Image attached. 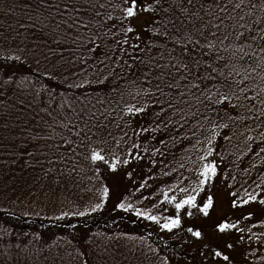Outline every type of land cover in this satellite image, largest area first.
Wrapping results in <instances>:
<instances>
[{
  "label": "snow or ice",
  "instance_id": "snow-or-ice-1",
  "mask_svg": "<svg viewBox=\"0 0 264 264\" xmlns=\"http://www.w3.org/2000/svg\"><path fill=\"white\" fill-rule=\"evenodd\" d=\"M0 16V164L33 177L21 215L96 182L43 217L62 234L5 245L0 223V264H264V0H0ZM109 201L151 230L101 246L85 218Z\"/></svg>",
  "mask_w": 264,
  "mask_h": 264
},
{
  "label": "trees",
  "instance_id": "trees-1",
  "mask_svg": "<svg viewBox=\"0 0 264 264\" xmlns=\"http://www.w3.org/2000/svg\"><path fill=\"white\" fill-rule=\"evenodd\" d=\"M0 19H3V17L0 16ZM42 70L43 66L41 67V71ZM61 90V88H57V91ZM5 143L7 144L9 142L6 141ZM13 143H19V141ZM0 150L7 151L6 148ZM0 159L10 160L11 158L8 156H3L0 157ZM244 159L245 163L242 165V167L249 165L251 162L260 164L259 158L252 154H249V156L245 157ZM256 175V171L253 170V176ZM32 180L33 177L30 173V170L21 171L19 164L15 166L11 165L10 163L0 164V208H7L9 213H15V216H11L4 212H0V223H3L5 226L11 229V237H5L4 239L5 245L9 240H11L13 243H16V237L18 234L22 239L24 238V233L43 232L45 234V238L52 237L54 234H62L64 231L62 226L66 223V221L52 222L44 219L43 217L45 215H52L53 212L59 214L61 208L64 210H71L73 205L83 207L86 203L96 199L93 193L87 191V189L93 187V184H96V182L93 181L92 183H89V181L85 179L84 181L80 182L78 186H74L69 183L66 189L58 190L59 200L54 204L44 201L41 204L31 205V209L33 211L41 212L40 217L32 214L23 216L21 213L29 207V201L27 199L26 193L27 186L28 184L32 183ZM41 199L43 201V197ZM14 200L17 202L14 203ZM19 201H23V203H19ZM69 201L71 203H69ZM45 204H47V207H45ZM236 215H239V212H237ZM122 216H125V214L112 211V201H109L106 204L104 210L94 213L91 217L85 219H87V226L89 229H91L93 232L98 231L105 234L104 236L97 237V242L101 246L108 243L107 239L105 238L106 236H115L120 232L143 235L146 234V230H151L148 226V222L141 221L137 224H132L126 217L125 219H120ZM69 219L72 223L77 224H79L81 220V218L76 217H71ZM113 219L117 220L118 223L113 224ZM55 224H59L61 227H56L54 226ZM41 225H47L48 227H41ZM106 225L108 226L106 227ZM259 231H264V229H259ZM111 243L113 247H122L126 241L120 240L117 242L116 240H113ZM0 251H2V248H0ZM13 251H15V249H13ZM117 259H119V257ZM93 264H95L94 261Z\"/></svg>",
  "mask_w": 264,
  "mask_h": 264
}]
</instances>
